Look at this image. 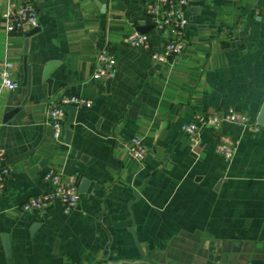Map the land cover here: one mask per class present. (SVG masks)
<instances>
[{
	"label": "crops",
	"instance_id": "1",
	"mask_svg": "<svg viewBox=\"0 0 264 264\" xmlns=\"http://www.w3.org/2000/svg\"><path fill=\"white\" fill-rule=\"evenodd\" d=\"M25 1L0 0V70L13 62L19 81L9 89L0 75V152L11 168L0 192V264H8L3 234L14 264L264 261V127L202 129L196 146L182 131L199 113L233 108L256 119L264 101V0H194L185 51L163 63L123 41L149 22L152 0H31L40 30L26 54L30 86L28 30L7 33L1 16L7 3ZM149 33L151 48L162 50L164 38ZM102 49L117 59L109 84L92 77ZM51 61L58 65L49 86L42 76ZM65 96L93 100L77 108L69 144L47 122L48 105ZM222 134L236 142L229 160L215 152ZM134 136L148 148L143 168L124 148ZM43 158L48 164L34 179L27 167ZM48 169L76 183L82 175L86 191L69 213L59 203L26 213L28 197L51 190L42 180ZM35 221L41 226L32 234Z\"/></svg>",
	"mask_w": 264,
	"mask_h": 264
},
{
	"label": "built area",
	"instance_id": "2",
	"mask_svg": "<svg viewBox=\"0 0 264 264\" xmlns=\"http://www.w3.org/2000/svg\"><path fill=\"white\" fill-rule=\"evenodd\" d=\"M194 0H152L145 8L148 12L147 24L153 26L152 31L159 33L163 38V49L160 51L151 48L150 33L131 32L123 41L130 48H143L149 50L156 62H171L180 58L185 51V33L188 26L187 11ZM2 24L7 33L21 32L39 26V9L31 1L22 4L7 3L2 11ZM14 63L6 60L0 70L2 85L9 89L19 87V81L14 77ZM117 70V59L108 50L102 49L96 56V62L92 77L105 81L114 78ZM93 100L81 96H65L48 105L47 122L53 127L54 138L63 143L64 132L68 124V106L77 108L91 107ZM230 123L237 126L248 127L252 131H258L260 126L256 119L248 114L233 108L221 113H199L194 119L182 125L183 133L190 139L193 146L200 142L202 129H220L224 124ZM129 156L139 165L144 167L148 148L143 140L134 136L125 144ZM236 149V142L228 135H220L215 152L225 159H230ZM11 173L7 157L0 152V192L5 188ZM45 183L51 185V190L31 195L23 203L22 208L26 213H39L48 209L51 205L59 203L64 211H73L80 202L79 187L74 177L66 178L61 171L48 169L42 176Z\"/></svg>",
	"mask_w": 264,
	"mask_h": 264
},
{
	"label": "water",
	"instance_id": "3",
	"mask_svg": "<svg viewBox=\"0 0 264 264\" xmlns=\"http://www.w3.org/2000/svg\"><path fill=\"white\" fill-rule=\"evenodd\" d=\"M200 3L198 1H192L191 6H198ZM137 32L139 33H149L152 31L153 26L151 24H140L136 27ZM40 30V27H34L32 29H29L28 31L25 32V45H24V71L27 73V77L25 79L24 84H27L30 86L31 80H32V72H31V66H29L26 63V58H27V51H28V45H29V38L31 35L34 33L38 32ZM58 65V61H51L49 62L43 71V79L47 81L49 86L52 85V79H50L48 76L52 72V70ZM111 79H108V84L110 83ZM77 113V107L74 105L68 106V122L69 124L66 126L65 129V142L67 144L70 143L71 137H72V132L74 128V122H75V116ZM256 122L264 127V101L262 103V106L257 114L256 117ZM18 158H22V155ZM48 164V158H43L41 159L38 163L31 165L27 167L28 173L34 177V179H37L38 177L36 176L43 168H45ZM89 184V180L86 178H83L82 175H78L77 179V185L79 187V192L84 193L86 191V188ZM218 187V186H217ZM41 226V223L39 222H34L30 228V232L33 234L39 227ZM2 240L4 244V249L6 253V257L8 259V264H14L13 259H12V243L10 240V236L8 234H3L2 235ZM145 260L148 261L149 264H152L150 261V257L144 256ZM251 264H264L263 260H253Z\"/></svg>",
	"mask_w": 264,
	"mask_h": 264
}]
</instances>
